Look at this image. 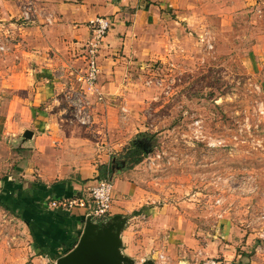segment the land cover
<instances>
[{
    "label": "rangeland",
    "instance_id": "obj_1",
    "mask_svg": "<svg viewBox=\"0 0 264 264\" xmlns=\"http://www.w3.org/2000/svg\"><path fill=\"white\" fill-rule=\"evenodd\" d=\"M168 17L166 40L132 79L121 80L127 86L121 93L106 95L99 81L95 91L81 87L83 62L67 71L90 124L74 120L68 90L55 104L81 127L79 136L90 131L93 146L106 148L114 165L134 141H149L136 169L128 163L119 169L136 170L142 189L160 205L181 204L205 244L209 237L218 248L232 246L241 264H264V0H193L185 14ZM12 96L0 90V115ZM13 146L0 142L3 174L13 172ZM146 218L129 233L137 264L146 248H156L150 233L162 227ZM231 230L234 239L239 233L237 243L227 239ZM30 248L20 220L0 208V264L56 263Z\"/></svg>",
    "mask_w": 264,
    "mask_h": 264
},
{
    "label": "crops",
    "instance_id": "obj_2",
    "mask_svg": "<svg viewBox=\"0 0 264 264\" xmlns=\"http://www.w3.org/2000/svg\"><path fill=\"white\" fill-rule=\"evenodd\" d=\"M191 6L193 0H0V42L6 47L0 50V90L13 95L0 115V142L13 141L16 148L13 172L3 174L0 165V198L22 223L35 255L54 260L79 241L95 208L91 188L100 181L99 165L112 162L106 148L93 146L90 131L88 140L79 136L81 127L55 104L70 88L67 71L83 62L90 21L106 16L112 22L101 52L98 87L106 95L118 94L127 87L121 80L129 75L132 79L166 40L168 16L185 14ZM26 129L33 137L25 141ZM134 171L115 167L109 178L114 194L109 216L128 217L122 232L126 255L138 260L127 248L129 233L136 220L148 214L146 219L162 227L150 233L156 248H146L141 262L150 258L155 264H203L218 257L217 264H241L232 246L218 248L209 237L205 244L196 222L179 209L181 204L156 202ZM71 199L84 205H64ZM233 232L227 239L237 243L239 233L234 239Z\"/></svg>",
    "mask_w": 264,
    "mask_h": 264
},
{
    "label": "built area",
    "instance_id": "obj_3",
    "mask_svg": "<svg viewBox=\"0 0 264 264\" xmlns=\"http://www.w3.org/2000/svg\"><path fill=\"white\" fill-rule=\"evenodd\" d=\"M89 24L91 28V36L83 52L84 66L78 73L76 80H78L81 87L84 86L89 91H95L101 75L100 55L104 46L105 38L111 30L112 22L106 16H98L91 20ZM0 50H6L5 45L1 42ZM72 90L70 88L68 93L71 94L70 103L73 108L74 120L82 125H88L92 121L89 108L86 106L85 101L81 97L82 95L79 94V89L75 90V95H73ZM91 194L95 201V208L89 216L94 219H102L109 216L113 202L112 181L109 179L100 180L91 188ZM54 204H56V202H54ZM65 204L69 207H73L78 204L84 205L83 202H79L76 199L64 202V205ZM260 237L264 238V230L260 233ZM203 264H217V261L214 258L208 259Z\"/></svg>",
    "mask_w": 264,
    "mask_h": 264
},
{
    "label": "water",
    "instance_id": "obj_4",
    "mask_svg": "<svg viewBox=\"0 0 264 264\" xmlns=\"http://www.w3.org/2000/svg\"><path fill=\"white\" fill-rule=\"evenodd\" d=\"M32 137L33 131L26 129L23 139L26 141ZM113 167L115 169L114 163ZM127 221L128 217L122 214H116L102 222L89 216L76 246L59 257L55 264H137L123 252L122 232ZM142 264L155 262L149 258Z\"/></svg>",
    "mask_w": 264,
    "mask_h": 264
},
{
    "label": "trees",
    "instance_id": "obj_5",
    "mask_svg": "<svg viewBox=\"0 0 264 264\" xmlns=\"http://www.w3.org/2000/svg\"><path fill=\"white\" fill-rule=\"evenodd\" d=\"M145 153L146 151L142 147H140L137 143H133V147L132 148L130 147L127 153H125V155L123 156L122 162H118V163L120 166L125 165V163L126 164L128 163L129 165L128 167L133 168L142 162L143 156L145 155ZM113 171H114V167H113L112 162L110 164L99 165V175H98L99 180L109 179ZM0 205L3 206L6 210L14 213L13 209L6 202H3L1 198H0ZM143 211H144V208L138 211H134L133 215H139ZM97 220H100V219H97ZM77 243H78V240L73 244L72 248L68 249L64 254L55 255L53 259L57 260L59 257L65 255L66 253L71 251L76 246Z\"/></svg>",
    "mask_w": 264,
    "mask_h": 264
},
{
    "label": "flooded vegetation",
    "instance_id": "obj_6",
    "mask_svg": "<svg viewBox=\"0 0 264 264\" xmlns=\"http://www.w3.org/2000/svg\"><path fill=\"white\" fill-rule=\"evenodd\" d=\"M134 143H137L140 147H142L146 152L149 151L150 144L149 141H143V140H136ZM116 168H119L120 165H114Z\"/></svg>",
    "mask_w": 264,
    "mask_h": 264
}]
</instances>
